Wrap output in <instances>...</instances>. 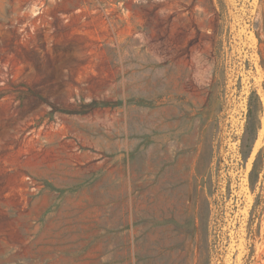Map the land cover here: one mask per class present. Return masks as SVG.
Here are the masks:
<instances>
[{
    "label": "rangeland",
    "instance_id": "rangeland-1",
    "mask_svg": "<svg viewBox=\"0 0 264 264\" xmlns=\"http://www.w3.org/2000/svg\"><path fill=\"white\" fill-rule=\"evenodd\" d=\"M0 264H264V0H0Z\"/></svg>",
    "mask_w": 264,
    "mask_h": 264
},
{
    "label": "trees",
    "instance_id": "trees-1",
    "mask_svg": "<svg viewBox=\"0 0 264 264\" xmlns=\"http://www.w3.org/2000/svg\"><path fill=\"white\" fill-rule=\"evenodd\" d=\"M259 102L256 95H251L247 104V113L245 118V126L243 134L240 138L239 154L243 161H246L251 153L254 142L256 141L259 130ZM259 166L255 162L253 163L252 170L249 173L250 184L253 185L254 178H257L259 174ZM210 215V212H208Z\"/></svg>",
    "mask_w": 264,
    "mask_h": 264
}]
</instances>
